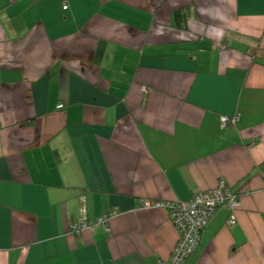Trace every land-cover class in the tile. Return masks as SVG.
I'll return each instance as SVG.
<instances>
[{
	"label": "crops",
	"instance_id": "0c3cea01",
	"mask_svg": "<svg viewBox=\"0 0 264 264\" xmlns=\"http://www.w3.org/2000/svg\"><path fill=\"white\" fill-rule=\"evenodd\" d=\"M262 55L264 0H0V264H157L178 236L140 202L219 180L235 221L184 264H264Z\"/></svg>",
	"mask_w": 264,
	"mask_h": 264
},
{
	"label": "built area",
	"instance_id": "2783aa9c",
	"mask_svg": "<svg viewBox=\"0 0 264 264\" xmlns=\"http://www.w3.org/2000/svg\"><path fill=\"white\" fill-rule=\"evenodd\" d=\"M62 7L66 9V2L63 1ZM237 121V117L222 116L220 125L222 128H226L235 125ZM139 207L142 209L165 210L178 236L171 256L167 260H159L157 264H184L198 247L201 232L207 226L216 210L220 207L226 208L230 212L228 224L232 225L235 221L234 214L239 207V201L236 196L229 192L225 181L219 180L214 188L195 192L188 200L176 202L142 200ZM80 213L82 216L81 221L71 226V231L76 235H80L83 230L90 228L92 225L105 227L109 217L115 214L114 212L93 222H87L83 208L80 209Z\"/></svg>",
	"mask_w": 264,
	"mask_h": 264
},
{
	"label": "trees",
	"instance_id": "16d2710c",
	"mask_svg": "<svg viewBox=\"0 0 264 264\" xmlns=\"http://www.w3.org/2000/svg\"><path fill=\"white\" fill-rule=\"evenodd\" d=\"M180 15L176 14V18L179 19ZM261 57H264V55H262Z\"/></svg>",
	"mask_w": 264,
	"mask_h": 264
}]
</instances>
